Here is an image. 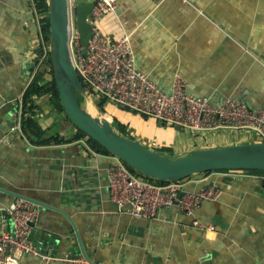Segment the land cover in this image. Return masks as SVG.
Listing matches in <instances>:
<instances>
[{
    "label": "crops",
    "instance_id": "crops-1",
    "mask_svg": "<svg viewBox=\"0 0 264 264\" xmlns=\"http://www.w3.org/2000/svg\"><path fill=\"white\" fill-rule=\"evenodd\" d=\"M119 5L117 14L101 19L100 28L112 42L131 35L137 67L156 85L170 93L179 76L190 94L212 105L232 97L264 111V0H120ZM43 41L33 0H0V185L48 205L38 210L35 222L66 238L55 257L38 250L19 264H83L81 255L67 250L75 230L63 213L74 222L94 264H264V175L232 171L191 177L184 181L187 190L215 185L222 195L204 201L192 215L170 207L154 219L136 218L111 201L112 155L95 152L84 141L49 147L28 143L20 129L22 97L38 68ZM38 105L36 118L53 125L46 116L47 98ZM106 108L127 125L128 115L140 117L147 124L139 125L134 137L157 150L171 149L175 140L155 123L168 133L187 131L113 105ZM8 115L17 117L16 126H10ZM222 130L232 129L204 133ZM244 131L232 130L229 146L260 142L256 133ZM188 132L193 142L180 148L183 154L214 145L212 136ZM158 134L160 140L154 138ZM14 204L16 199L0 193V210L6 212L0 233L12 232L7 210ZM195 220L214 229H201Z\"/></svg>",
    "mask_w": 264,
    "mask_h": 264
},
{
    "label": "built area",
    "instance_id": "built-area-1",
    "mask_svg": "<svg viewBox=\"0 0 264 264\" xmlns=\"http://www.w3.org/2000/svg\"><path fill=\"white\" fill-rule=\"evenodd\" d=\"M72 11V0H69ZM120 0H97L90 16L92 38L87 56L83 57L78 35L71 28L72 62L83 85L91 97L106 100L120 110L154 119L169 126H176L192 134L220 129L255 132L264 143V111L253 110L237 98L229 97L219 105H212L203 97L189 93L188 84L181 77L174 79L172 91L167 93L137 67L131 44V35L119 41H110L100 28V21L107 15L120 11ZM44 53L41 63L46 59ZM109 117V116H108ZM108 183L112 203L119 211L127 209L136 218H157L161 209L176 207L192 215L204 201H214L222 188L211 185L199 192L187 190L185 182L155 184L133 175L117 157L108 170ZM38 206L16 200L7 213L11 217L12 232L0 233V264H19L23 256H37L38 249L29 241V222H35ZM194 224L207 231L206 226L195 220ZM83 264H92L80 258Z\"/></svg>",
    "mask_w": 264,
    "mask_h": 264
},
{
    "label": "water",
    "instance_id": "water-1",
    "mask_svg": "<svg viewBox=\"0 0 264 264\" xmlns=\"http://www.w3.org/2000/svg\"><path fill=\"white\" fill-rule=\"evenodd\" d=\"M97 0H49V42L52 72L44 77V85L55 80L59 100L69 122L90 139L102 146L113 157L139 173L142 178L154 182L179 183L192 176L224 171H260L264 172V143L254 142L232 145L222 148L196 149L182 156L173 157L170 152H161L147 148L140 139H132L115 130L113 120L101 116L99 110L89 109V100L78 73L72 62L71 28L78 35V43L83 57L92 38V25L89 22ZM51 104L49 97H46ZM17 112V110H16ZM10 126H16L17 117L8 115ZM0 193L24 200L38 206L40 212L50 209L45 203L32 197L21 195L0 185ZM75 230L73 245L67 249L73 255H81L92 263L85 252L78 230L70 217L63 213ZM0 216H6L0 210ZM11 220V217L8 216ZM28 241L42 254L56 256L61 247H65V235L43 228L38 222H29ZM79 247V248H78ZM78 248V249H77ZM94 264V263H92Z\"/></svg>",
    "mask_w": 264,
    "mask_h": 264
},
{
    "label": "trees",
    "instance_id": "trees-1",
    "mask_svg": "<svg viewBox=\"0 0 264 264\" xmlns=\"http://www.w3.org/2000/svg\"><path fill=\"white\" fill-rule=\"evenodd\" d=\"M35 9L37 13L41 16L42 21V33H43V45L40 50H38V59L36 60L37 70L34 74V77L25 90L23 97H22V108H21V116H20V129L24 136V138L33 146L36 147H49V146H58L62 144H69L74 142L84 141L88 144L90 148H92L95 152L110 155L108 151H106L102 146L98 143L90 139L84 133L79 131L74 125H72L69 120L67 119L61 102L59 100V94L57 90V85L55 80L52 82H48L44 85V77L45 75L51 71V60H50V42H49V13H50V6L49 0H33ZM46 53V59L41 63L42 55ZM87 96H91V91L89 87L85 84L84 85ZM49 97L51 100L50 104V112L46 116L48 119H53L54 124L50 126H45L42 120H38L36 118V112L41 109L38 105V100ZM108 105H113L108 103L106 100H100L98 102V109L102 114L109 113L108 109L106 108ZM114 106V105H113ZM122 111H127L123 110ZM129 112V111H128ZM59 116H62V120H56ZM148 119V117H145ZM65 122H68L71 126L65 127ZM113 127L115 130L121 134H124L132 139H137L134 137L131 132L129 131V125L124 124L118 118H114L112 122ZM166 125V124H164ZM66 134L64 136L61 135V132L64 131ZM54 131V132H53ZM161 152H170L172 153L171 149L164 148L159 149ZM128 170L138 177L141 175L135 171H133L130 167ZM224 172H232V171H224ZM258 175H264V172L260 171H252ZM212 173H207L205 175H210ZM147 180V179H146ZM150 181V180H148ZM155 184L163 185L166 182H154L150 181Z\"/></svg>",
    "mask_w": 264,
    "mask_h": 264
},
{
    "label": "rangeland",
    "instance_id": "rangeland-1",
    "mask_svg": "<svg viewBox=\"0 0 264 264\" xmlns=\"http://www.w3.org/2000/svg\"><path fill=\"white\" fill-rule=\"evenodd\" d=\"M88 100H89V102L91 103H93V105H94V108H95V110H99L98 109V102H99V100H97L96 99V97H91V98H89L88 97ZM101 116H109L110 117V119H114V118H112V116L109 114V113H106V114H102L101 113ZM64 119V118H63ZM126 120H128V122H129V131L131 132V134L134 136V134H135V132H136V130H138L137 129V127L139 126V125H141L142 123H145V124H147L146 122H144V121H142V119L140 118V117H138V116H136V115H134V114H130V115H128L127 117H126ZM66 125H67V127H69V129H71V126H70V124L68 123V122H66ZM155 125V128L156 129H162V130H160L162 133H164V134H168L169 136H171L172 137V139L173 140H175V141H173L172 143H171V145H170V148L172 149V155H173V157H179V156H182L183 155V151H181L180 150V148L182 149L184 146H186V145H190L191 144V142H193V140H192V137H191V135H190V133L188 132V131H186V132H179V130L178 131H171V132H167L166 131V127H163V126H159L158 124H154ZM159 126V127H158ZM54 132V131H53ZM244 132H247V133H252L251 131H244ZM232 130H222V131H218L217 133H215L214 135H211V134H207V133H204L202 136L204 137V136H206V137H210V136H212V138H213V141H214V145H211V144H207V145H205V146H212L211 148H222V147H227V146H229V145H231L232 144ZM255 133V132H254ZM160 134H158L157 136H154V138L156 139V140H160ZM200 137V138H202L203 139V137ZM201 140V139H200ZM142 141L144 142H142L143 144H145L146 142L144 141V139H142ZM228 142V143H227ZM201 145H199L198 147H200V146H202L203 144L202 143H200ZM228 144V145H227ZM145 146L147 147V148H150V146H148L147 145V143L145 144ZM185 149V148H184ZM196 150V149H195ZM198 177H202V175L200 176V175H196V176H192V178H198Z\"/></svg>",
    "mask_w": 264,
    "mask_h": 264
},
{
    "label": "bare ground",
    "instance_id": "bare-ground-1",
    "mask_svg": "<svg viewBox=\"0 0 264 264\" xmlns=\"http://www.w3.org/2000/svg\"><path fill=\"white\" fill-rule=\"evenodd\" d=\"M89 109H90V110H95L94 105H93L92 102L89 104Z\"/></svg>",
    "mask_w": 264,
    "mask_h": 264
}]
</instances>
